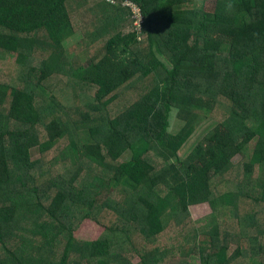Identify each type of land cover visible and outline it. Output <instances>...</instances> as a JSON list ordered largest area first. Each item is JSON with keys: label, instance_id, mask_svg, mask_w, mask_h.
<instances>
[{"label": "trees", "instance_id": "trees-1", "mask_svg": "<svg viewBox=\"0 0 264 264\" xmlns=\"http://www.w3.org/2000/svg\"><path fill=\"white\" fill-rule=\"evenodd\" d=\"M191 256L264 264V0H0V264Z\"/></svg>", "mask_w": 264, "mask_h": 264}, {"label": "rangeland", "instance_id": "rangeland-1", "mask_svg": "<svg viewBox=\"0 0 264 264\" xmlns=\"http://www.w3.org/2000/svg\"><path fill=\"white\" fill-rule=\"evenodd\" d=\"M140 37H142V34H139ZM217 38L219 39H224L225 41H228L227 38H223L221 36H217ZM63 44L65 46V48L67 49L68 54L71 57L74 56H78L80 57L83 61L85 66H88V59L86 57V53H85V43L83 42V36L81 33H72L69 30L64 31V35H63ZM10 62H14V57H7ZM171 124H170V132L175 133L176 131L179 130V128L183 125V122L178 120L175 117V110L172 111L171 113ZM215 120L212 117H208L206 119H203L202 121H200L194 131L193 134L191 135V137L187 140V142L184 144V146L181 148L179 155L180 157H183L185 154H187L188 152H190L191 148L194 146V144H196V142H198L199 140L202 139V137L206 134V132L209 131L210 128H212L213 126H215ZM38 154V152H36ZM39 156V154H38ZM128 157H130V153H126L125 155H123V157L121 158V160H127ZM240 159L239 156L235 157L233 159L234 162H237ZM190 210L192 212V215L194 218H199L202 217L204 215H206L209 212V208L206 204H201V205H196V206H192L190 207ZM104 231V227H102L101 225L97 224L96 222L86 219L83 220L80 223V226L78 227L77 231H76V235L83 239V240H94L97 239L102 232ZM188 259V261H197L198 258L191 256L189 258H174L173 260H171L170 262H168V264H183V261H186ZM139 261V258L137 257V259H135L133 261V263H137Z\"/></svg>", "mask_w": 264, "mask_h": 264}, {"label": "built area", "instance_id": "built-area-1", "mask_svg": "<svg viewBox=\"0 0 264 264\" xmlns=\"http://www.w3.org/2000/svg\"><path fill=\"white\" fill-rule=\"evenodd\" d=\"M126 5H129L134 13V17H135V25L137 27H140V23L142 21V16H141V13H140V10L137 6L131 4V3H126Z\"/></svg>", "mask_w": 264, "mask_h": 264}, {"label": "clouds", "instance_id": "clouds-1", "mask_svg": "<svg viewBox=\"0 0 264 264\" xmlns=\"http://www.w3.org/2000/svg\"><path fill=\"white\" fill-rule=\"evenodd\" d=\"M209 5V0H195V6L198 8V9H205L207 8ZM232 5L229 3L227 5V8L228 9H231Z\"/></svg>", "mask_w": 264, "mask_h": 264}]
</instances>
